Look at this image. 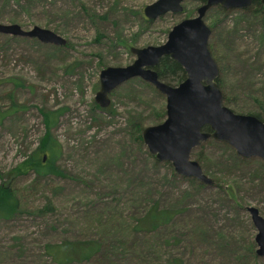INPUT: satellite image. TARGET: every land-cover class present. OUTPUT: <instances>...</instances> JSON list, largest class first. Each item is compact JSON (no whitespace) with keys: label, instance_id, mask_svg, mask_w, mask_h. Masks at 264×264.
<instances>
[{"label":"rangeland","instance_id":"374dc122","mask_svg":"<svg viewBox=\"0 0 264 264\" xmlns=\"http://www.w3.org/2000/svg\"><path fill=\"white\" fill-rule=\"evenodd\" d=\"M155 1L0 0V24L25 31L36 26L66 40L60 47L0 34V186L9 187L20 205L11 220H0V264H49L45 244L92 235L127 251L132 263L144 258L147 246L172 236L180 240L185 264H213L215 257L233 264L213 245L223 238L239 263L264 264L247 251L252 244L256 250L257 231L246 211L254 207L264 220V162L234 158L227 144L204 142L191 158L214 186L198 187L170 164L156 163L135 140V126L142 131L166 117L157 90L135 78L112 91L107 108L95 103L101 70L131 65V48L163 45L171 28L195 17L203 4L185 0L182 14L148 21L143 10ZM253 11L213 7L204 21L223 105L264 120V19ZM40 110L59 112L50 132L61 153L54 163L60 174L37 179L23 164L45 133ZM48 204L55 212L46 217L40 212ZM151 204L186 210L168 229L132 232L133 219Z\"/></svg>","mask_w":264,"mask_h":264},{"label":"water","instance_id":"95a60500","mask_svg":"<svg viewBox=\"0 0 264 264\" xmlns=\"http://www.w3.org/2000/svg\"><path fill=\"white\" fill-rule=\"evenodd\" d=\"M184 1L156 0L145 7L143 14L148 21L166 14L179 15L184 11ZM202 1L196 16L174 25L163 45L131 48L129 51L135 56L131 65L101 70L95 103L107 108L112 91L135 78L152 86L165 97L166 117L162 123L141 131L142 143L157 162L170 164L179 177L210 187L213 180L192 160V151L204 142L213 141L227 144L242 159L257 158L264 162V122L252 115L236 114L223 105V93L217 84L219 68L208 48L211 28L204 21L213 7L246 10L253 0ZM260 4L264 9V0ZM0 34L66 46L62 37L36 26L25 31L16 24H0ZM164 57L175 61L185 73V79L176 86L159 80L154 70ZM246 211L257 231L255 255L264 258V220L256 208L247 207Z\"/></svg>","mask_w":264,"mask_h":264},{"label":"trees","instance_id":"16d2710c","mask_svg":"<svg viewBox=\"0 0 264 264\" xmlns=\"http://www.w3.org/2000/svg\"><path fill=\"white\" fill-rule=\"evenodd\" d=\"M251 7H254V14L261 13L264 19V10L260 4V0H253ZM154 70L159 80L164 83H166L165 80H171L172 82L175 81L178 84L185 79V73L183 69L169 57L162 58L158 66ZM166 84L170 85L169 83ZM39 112L42 116L45 133L42 139L39 141L38 148L33 152L29 160L25 161V163L23 164L28 166L26 172H32L37 179L46 177L48 175L58 176V174H60V170L54 166V163L61 153L60 146L51 136L50 132V129L56 123L59 112H48L42 110H40ZM255 116L264 122L259 114ZM135 128V140L139 143H142L140 137L141 126L138 125L135 126ZM204 131L209 132V128H205ZM220 145L227 147L225 144ZM44 155L46 156V160L43 162ZM232 155L234 156V158H240L233 152ZM198 159L199 161H204V156L199 153ZM154 161L156 163H159L155 159ZM189 180L192 183L196 182L193 179ZM2 185L0 186V220L8 221L18 214L20 205L18 203V200H16L13 191H11L9 187L2 188ZM197 186L203 187L204 185L198 183ZM212 186H214V181ZM185 210L186 209L173 211L165 208H160L157 204H151V206L146 208L143 215H139V217L133 219L135 224L131 228V231L150 234V232L159 229H168L170 225L174 223L175 217L183 213ZM54 212V209H52L51 205L48 204L41 210L40 213H42V215H46L47 217L53 215ZM24 214L26 213L24 212ZM54 228L55 227L51 226L49 230L51 232H54ZM62 231L68 233V230L66 229ZM108 234H110V232H108ZM107 241L108 239L104 237H101L99 239L95 235H92V237L88 239H63L60 241V243L45 244L43 247L44 256L49 261V264H185L184 256H180L177 252V245L180 243V240L172 236L165 239L164 243L162 241L155 242L147 246L145 248L147 254L143 259H141L139 263H137V261L132 263L131 256L127 251H125L126 253L123 254L122 251H117L116 248L114 250L113 245H107ZM216 243L218 244V248H223L227 251V255L234 260L233 264L247 263L246 261L239 263L240 258L238 257V252L233 254L231 253L232 251L230 252L229 246L231 245V243L227 238H223L222 240L215 242L213 245L215 246ZM165 245L167 248L166 252L164 250ZM247 251H250L251 254H254V245L252 244L251 247L249 246V249H247ZM19 252L21 251L19 250ZM27 257L30 258L35 256L28 253ZM124 257H128L131 262H125L123 260ZM208 261L209 260L203 261V264H209ZM212 263L232 264L229 263L226 259H223V257H215Z\"/></svg>","mask_w":264,"mask_h":264}]
</instances>
